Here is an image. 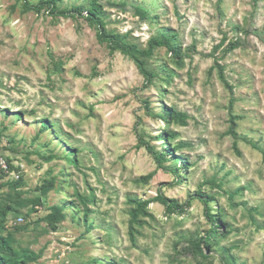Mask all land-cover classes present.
<instances>
[{"label": "rangeland", "instance_id": "1", "mask_svg": "<svg viewBox=\"0 0 264 264\" xmlns=\"http://www.w3.org/2000/svg\"><path fill=\"white\" fill-rule=\"evenodd\" d=\"M97 1L106 28L140 49L175 35L183 63L154 48L145 64L158 75L144 84L82 16L0 0V234L19 261L37 256L25 264H264V0ZM167 108L185 113V124L161 120ZM164 131L173 138L162 140ZM176 144L161 167L146 146ZM159 190L184 211L150 203L130 241L129 198ZM197 190L225 224L207 258L182 250L211 226L190 198Z\"/></svg>", "mask_w": 264, "mask_h": 264}, {"label": "trees", "instance_id": "2", "mask_svg": "<svg viewBox=\"0 0 264 264\" xmlns=\"http://www.w3.org/2000/svg\"><path fill=\"white\" fill-rule=\"evenodd\" d=\"M58 0H40L36 5H29L26 0L24 2L25 9H34L35 12H39L41 9H46L49 14L54 16H62V17H74L76 15L82 16L85 21H87L90 25H93L96 28V38L99 42L105 43L106 47L110 52L118 51L126 56H128L136 65L137 69L141 73L144 79V84H150L153 81V78L158 75V73H154L153 71L147 69L145 60L152 55V51L156 47H165L167 51H169L170 56L173 62L181 66L183 63V54L181 53V47L175 41L176 36L171 34H162L158 37H152L148 41V47L145 49H140L133 43H128L124 40V36L111 32L106 28L105 22L103 20L102 14V5L98 3L97 0H88V4L86 7L74 6L69 9L66 8H58L57 6ZM83 11L85 13H83ZM138 11L142 12L146 18V11L142 9H138ZM141 14V15H142ZM235 47L234 43H230L228 47V51L232 50ZM219 69V79L222 83L231 91V86L228 84L222 68L218 66ZM166 79L171 78L170 73L164 74ZM164 92L163 89H161ZM146 103V102H145ZM159 118L163 120L165 123H169L171 121L176 122L179 125H184L186 122L187 115L183 112L176 111L173 108H167L164 112L159 113ZM231 125L229 126V133L235 135L234 133V117H230ZM42 128H47L48 123L46 120L42 121ZM174 134L163 132L159 135L162 140H170L172 139ZM147 146L148 152L152 155L154 161L156 162L158 167H161L162 163L167 161V155L173 154L180 148V144L173 145L172 147H166L163 151H155L153 147ZM75 151V150H74ZM67 161L76 165V158L74 154L65 156ZM7 168H11L6 163ZM188 168V163L183 161L180 164L175 165V170H184ZM9 170V169H8ZM152 172L148 173L144 176V179H148L152 176ZM47 184H50V180L46 181ZM18 185L19 183L16 181L14 183ZM45 187V185H43ZM190 198H197L204 207V213L207 219L209 220L211 226L208 231L199 238L191 239L188 241V244L182 247V250L185 254H189L192 257H202L207 258V252H210L211 248L217 243L218 239L224 236V232L222 231L224 223L220 221L216 214L211 213L209 202L213 200L212 196L205 195L200 190H197L194 196ZM129 201L132 203V207L129 210V220H128V235L130 241L134 242V233L136 232V226H140L145 223L141 216H149L147 212L148 205L152 202H158L163 207L166 213H182L184 211V205L179 204L177 200L168 198L164 196L159 190L154 197L148 199H138V198H129ZM1 214V208H0ZM84 223L87 229H91L92 224L87 222L86 215H84ZM2 219L0 218V228L2 227ZM17 252L13 250L10 245L9 239L7 236L0 234V264H25L26 262H33L37 259V256H33L32 254H26L23 260L19 261V256H17ZM230 264V263H225ZM232 264V263H231Z\"/></svg>", "mask_w": 264, "mask_h": 264}, {"label": "built area", "instance_id": "3", "mask_svg": "<svg viewBox=\"0 0 264 264\" xmlns=\"http://www.w3.org/2000/svg\"><path fill=\"white\" fill-rule=\"evenodd\" d=\"M2 167H3L4 172H7L6 166L3 165ZM18 220H21V218H18Z\"/></svg>", "mask_w": 264, "mask_h": 264}]
</instances>
